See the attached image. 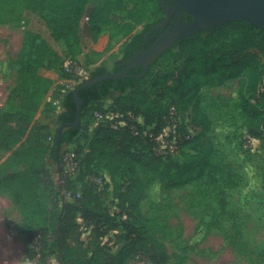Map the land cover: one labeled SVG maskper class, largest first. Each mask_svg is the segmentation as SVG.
Here are the masks:
<instances>
[{
	"label": "trees",
	"instance_id": "16d2710c",
	"mask_svg": "<svg viewBox=\"0 0 264 264\" xmlns=\"http://www.w3.org/2000/svg\"><path fill=\"white\" fill-rule=\"evenodd\" d=\"M8 4L11 10V0H0V13ZM26 10L42 17L54 39L64 43L65 58H62V62L66 59L76 61V56L84 52L88 42L96 41L103 31L118 26H121L120 31H130L136 23H143L142 31L134 33L124 43L123 55L118 62H125L142 48L144 35L165 16L164 7L158 0H105L101 5L92 4L89 0H27ZM125 13L131 19L129 24L123 22ZM183 16L185 19L193 17L187 12H183ZM162 32H154L152 37L156 38V33ZM38 38L32 27L25 30L17 57L19 74L6 99L15 109L0 112V152H8L5 157L0 155V190H5L19 206L26 225L30 223L31 215L48 209L57 200L61 201L54 218L53 238V255L59 264H127L136 245L142 242L146 243V257L151 263L169 264L166 246L155 236L156 224L148 229L143 228L152 220L146 218L140 208L141 201L146 197V185L138 167L147 166L168 191L201 179L210 169L215 153L214 142L198 128L196 118L190 119V113H203L201 90L204 86L222 85L242 78L240 89L249 86L253 91L250 98L253 102L246 100L242 104L243 110L252 117L264 113V107L260 104L264 98V30L247 21H235L180 39L148 67L144 77L138 78L143 72L142 67L132 68L125 78L105 79L79 90L83 100L81 123L69 126L76 120L72 90L81 81L77 83L64 95L62 110L57 116L60 125L67 124L62 133L61 146L75 142L84 131L83 138L85 144L88 141V150L81 145L74 149L80 159L79 173L74 178L67 177L63 182L60 180L57 186L48 167L51 159L54 163L57 161L59 128L51 144L32 132L33 129L47 127L45 124H32V116L53 82L39 69L51 68L55 64L53 54L56 55L46 42H37ZM170 51L174 54L175 66L163 75L154 74V65ZM120 68L115 67L116 70ZM106 71V67L98 66L90 76L96 77ZM151 76H154V83L158 86L153 91L143 87V81ZM158 77H161L159 82ZM214 79L218 81L215 83ZM106 100L113 102L108 109L123 113L125 117H128L127 112H131L143 118V121L134 120L139 130L137 135L129 126L115 128L96 122L93 112L96 109L104 110ZM170 105H175L181 113L186 114L195 135L180 142L174 155H159L149 134L160 131L162 117ZM93 122H96V126L89 132ZM144 130H147V134H144ZM248 131L252 137L260 138L264 145V125L258 130L251 127ZM137 144L142 147L137 148ZM62 155L60 152L61 158ZM101 169L107 170L115 184L113 193L120 207L119 215L111 213L104 204L107 186L99 188L90 178L96 172L100 173ZM118 172L124 180L117 186ZM81 177H84L86 186L77 192L75 186L81 182ZM49 187L54 188L53 192L47 190ZM69 190H73L72 194ZM67 193L71 194L73 202L65 199ZM81 210L85 212L82 214L83 220L93 225L92 231L95 240H98L91 257L87 259L74 255L70 235L72 228L80 225L74 214L70 213ZM119 227L120 230L114 235L125 242L117 251H113L103 239L110 236L111 228L116 230ZM43 254L46 256L44 251ZM36 256L38 258L39 253L30 247L24 264H36Z\"/></svg>",
	"mask_w": 264,
	"mask_h": 264
},
{
	"label": "rangeland",
	"instance_id": "374dc122",
	"mask_svg": "<svg viewBox=\"0 0 264 264\" xmlns=\"http://www.w3.org/2000/svg\"><path fill=\"white\" fill-rule=\"evenodd\" d=\"M89 1L100 5L105 2ZM26 2L27 0H11L13 8L9 10L8 4L4 12L0 13V112L15 109L6 99L19 74L17 57L28 27H32L39 35L37 42H46L56 54H53L55 64L51 68L39 69L40 73L53 70L58 74V78H54L52 82L55 87L52 98L58 97L60 89H73L80 81L90 78L91 71L98 66L114 71L123 55L126 40L143 29V23H136L130 31H120L121 26L103 31L102 36L107 41L101 48L89 49V41V45L84 48L85 54L76 56V62L84 69L81 74L76 75L66 69V65L72 62L70 59L62 62V58H65L64 43L54 39L42 17L26 10ZM123 22L131 23L126 13ZM174 66V54L170 51L160 57L153 72L163 75ZM69 74L70 77H63ZM64 80L68 82H60ZM160 80L161 77H158V82ZM217 81L214 79L215 83ZM154 82V76L148 77L143 81V87L153 91L158 88ZM242 83L243 79L237 78L222 85L204 86L201 90L204 114L190 113V119L196 118L198 128L211 137L215 146L212 166L201 179L183 188L168 191L147 166L138 167L146 185V197L141 201L140 208L144 216L152 220L143 228L148 229L156 224L155 236L165 244L169 264H264V145L260 138L250 137L248 131L251 127L258 130L264 125V113L252 117L243 110L242 104L246 100L250 101L253 91L249 86L240 89ZM260 104L264 107V98ZM59 112V107L51 103L46 95L32 116V124L47 126L32 131L45 139L47 144H51L55 131L60 127L57 118ZM87 119L88 117L85 118ZM89 119L92 120L90 117ZM84 134L81 131L75 142L61 146L60 152L65 154L79 145L88 150ZM141 147V144H137V148ZM0 155L5 157L8 152H0ZM48 168L57 186L61 182L58 161L54 163L51 159ZM93 176L90 177L91 180ZM96 176H101L103 180L97 186H107L105 206L111 213L119 215L120 207L113 193L115 184L109 173L101 169L100 173L96 172ZM80 179L81 182L75 186L77 192L86 186L84 177ZM123 180L118 172L116 185H120ZM50 188L47 190L53 192L54 188ZM69 192L72 194L73 190ZM70 193L65 195V199L73 202ZM60 202L57 200L48 209L31 215L30 223L26 225L19 206L5 190H0V264H24L30 247L40 254L39 264H59L53 255V238L54 218L60 209ZM83 213L85 214L83 210L70 213L74 214L75 220L80 224L70 231L74 255L79 259L90 258L98 241L92 231L93 225L83 220ZM110 230V236L103 239V242L117 251L125 241L114 235L120 227ZM146 249L145 242L137 244L127 264H150ZM36 258L37 256L35 260Z\"/></svg>",
	"mask_w": 264,
	"mask_h": 264
},
{
	"label": "water",
	"instance_id": "95a60500",
	"mask_svg": "<svg viewBox=\"0 0 264 264\" xmlns=\"http://www.w3.org/2000/svg\"><path fill=\"white\" fill-rule=\"evenodd\" d=\"M164 7L165 16L154 28H165L164 32L147 49L135 52L123 63V68L115 71L86 78L72 90L76 103V120L69 126H78L81 123L83 100L79 90L94 85L105 79H119L128 76V71L137 65H143V72L138 78L144 77L148 67L157 58L171 48L180 39L192 36L200 31L222 25L226 22L247 21L264 30V0H158ZM183 12L193 17L185 19ZM67 124L60 125L56 142V155L61 171V141L62 133Z\"/></svg>",
	"mask_w": 264,
	"mask_h": 264
},
{
	"label": "built area",
	"instance_id": "2783aa9c",
	"mask_svg": "<svg viewBox=\"0 0 264 264\" xmlns=\"http://www.w3.org/2000/svg\"><path fill=\"white\" fill-rule=\"evenodd\" d=\"M72 61V60H71ZM66 69L70 73L79 75L83 72V68L78 65L76 61L69 62L66 65ZM68 82V81H66ZM71 82V81H69ZM69 90L65 88L60 89L59 95L56 98H50V101L57 107H62V99ZM109 107V106H108ZM104 106V110L96 109L93 112L96 122H102L109 124L112 127L129 126L135 135L139 133L136 121H141V117L135 116L131 112H127L125 117L123 113L108 109ZM186 114L181 113L175 105H170L168 111L163 115V126L156 134L151 132V140L155 143V150L159 155H174L178 152V145L180 142L190 139L195 135V130ZM144 134H147V130H144ZM250 137H252L250 135ZM255 138V137H252ZM80 170V159L77 152L71 148L61 158V171L62 177L60 180L63 182L65 178H74L77 176ZM92 180L97 184H102L103 180L101 176L94 175ZM99 188H101L99 186ZM40 255V254H39ZM38 258L35 263L37 264ZM153 264V263H150Z\"/></svg>",
	"mask_w": 264,
	"mask_h": 264
},
{
	"label": "crops",
	"instance_id": "0c3cea01",
	"mask_svg": "<svg viewBox=\"0 0 264 264\" xmlns=\"http://www.w3.org/2000/svg\"><path fill=\"white\" fill-rule=\"evenodd\" d=\"M106 41H107V39L104 38V37L102 36V33H101L100 36L97 38L96 41H92V42H91V44H90V47H91V48H89V49H92V48H94V49L101 48V47L106 43ZM21 44H22V42H21ZM21 44H20V47H21ZM81 54L84 55L85 52H82ZM41 74L50 77L52 80H53L54 78H56V77L58 78V74H56L53 70H48L47 72H41ZM58 80H59V79H58ZM60 82L63 83V82H66V80H64V81H60ZM58 83H59V82H58ZM54 88H55V87L52 86V88H51L50 91L48 92V94H47V98H48V99L51 98ZM112 104H113V102H112L111 100H106L104 106H105V107H108V106H111ZM61 110H62V107L59 108V111H61ZM141 121H143V118H142V117H141ZM95 126H96V122H93L92 125H91V127H90V130H89V131H92V130L94 129Z\"/></svg>",
	"mask_w": 264,
	"mask_h": 264
},
{
	"label": "flooded vegetation",
	"instance_id": "af4514ba",
	"mask_svg": "<svg viewBox=\"0 0 264 264\" xmlns=\"http://www.w3.org/2000/svg\"><path fill=\"white\" fill-rule=\"evenodd\" d=\"M160 30H163V32H164V30H165V28H160V29H155L154 28V26L151 28V30H149L145 35H144V37H143V39H144V43H142V45H141V49L140 50H142V49H147L148 47H150V45H152L153 43H154V41L163 33H156V35H157V37L156 38H153L152 37V35L154 34V32H158V31H160ZM144 46H145V48H144ZM139 51V50H138ZM123 63L124 62H118L117 63V65H116V67H121L120 69H122L123 68ZM140 67H142V69H143V65H141V64H139V65H137L136 67H134V68H140ZM116 70V69H115ZM114 70V71H115ZM127 77V76H126Z\"/></svg>",
	"mask_w": 264,
	"mask_h": 264
}]
</instances>
